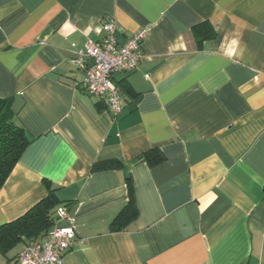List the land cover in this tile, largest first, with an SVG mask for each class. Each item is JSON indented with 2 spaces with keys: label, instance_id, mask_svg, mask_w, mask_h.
Segmentation results:
<instances>
[{
  "label": "crops",
  "instance_id": "0c3cea01",
  "mask_svg": "<svg viewBox=\"0 0 264 264\" xmlns=\"http://www.w3.org/2000/svg\"><path fill=\"white\" fill-rule=\"evenodd\" d=\"M108 19L119 43L147 32L137 68L112 76L117 115L70 62ZM1 99L30 143L0 189V227L47 182L76 228L63 264H264V0H0ZM127 178L137 217L110 232Z\"/></svg>",
  "mask_w": 264,
  "mask_h": 264
},
{
  "label": "built area",
  "instance_id": "2783aa9c",
  "mask_svg": "<svg viewBox=\"0 0 264 264\" xmlns=\"http://www.w3.org/2000/svg\"><path fill=\"white\" fill-rule=\"evenodd\" d=\"M102 30V39L98 42L88 41L83 49L74 52L70 62L83 72V89L97 98L109 112L117 115L122 109V100L112 76L137 68L140 60L138 50L147 32L140 29L119 43L120 27L114 19L106 20ZM75 233L70 211L65 206H58L53 227L44 238L25 244L15 264H63Z\"/></svg>",
  "mask_w": 264,
  "mask_h": 264
},
{
  "label": "trees",
  "instance_id": "16d2710c",
  "mask_svg": "<svg viewBox=\"0 0 264 264\" xmlns=\"http://www.w3.org/2000/svg\"><path fill=\"white\" fill-rule=\"evenodd\" d=\"M117 86V85H116ZM118 88V86H117ZM119 90V89H118ZM29 140L22 128L13 122V106L10 99L0 100V189L29 145ZM154 151L144 153L141 157L155 164L162 159ZM121 166L119 161L94 164L92 171H105ZM128 202L109 225L110 232L123 231L137 217L130 178L126 179ZM46 196L29 209L23 216L0 227V252L5 253L16 244L44 238L53 227L55 209L71 204L61 202L50 184L43 182Z\"/></svg>",
  "mask_w": 264,
  "mask_h": 264
}]
</instances>
